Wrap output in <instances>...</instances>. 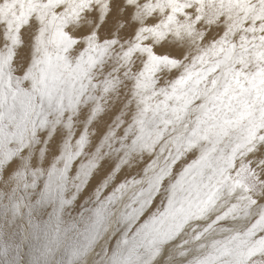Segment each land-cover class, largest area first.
Instances as JSON below:
<instances>
[{
    "label": "snow or ice",
    "instance_id": "6c2138e0",
    "mask_svg": "<svg viewBox=\"0 0 264 264\" xmlns=\"http://www.w3.org/2000/svg\"><path fill=\"white\" fill-rule=\"evenodd\" d=\"M0 200V264H264V0H0Z\"/></svg>",
    "mask_w": 264,
    "mask_h": 264
},
{
    "label": "rangeland",
    "instance_id": "374dc122",
    "mask_svg": "<svg viewBox=\"0 0 264 264\" xmlns=\"http://www.w3.org/2000/svg\"><path fill=\"white\" fill-rule=\"evenodd\" d=\"M5 201L0 200V245L13 242L14 237L17 238V233L20 236H27L30 232H38L42 227V222L39 218L33 217L31 221L27 217L21 216L14 223L3 213V205ZM87 216L83 219H72L68 216H64L60 219L58 228L60 235V245L63 247L65 243L72 240L78 233L83 232L84 225L87 223ZM111 239V234L108 237ZM83 261H81V264Z\"/></svg>",
    "mask_w": 264,
    "mask_h": 264
},
{
    "label": "bare ground",
    "instance_id": "6f19581e",
    "mask_svg": "<svg viewBox=\"0 0 264 264\" xmlns=\"http://www.w3.org/2000/svg\"><path fill=\"white\" fill-rule=\"evenodd\" d=\"M110 234H111V233H110V231H109V235H108V237L110 236ZM108 237H107V238H108ZM82 264H83V263H82Z\"/></svg>",
    "mask_w": 264,
    "mask_h": 264
}]
</instances>
